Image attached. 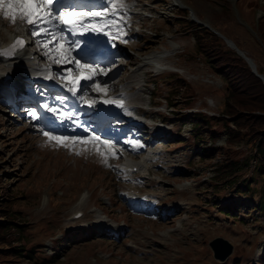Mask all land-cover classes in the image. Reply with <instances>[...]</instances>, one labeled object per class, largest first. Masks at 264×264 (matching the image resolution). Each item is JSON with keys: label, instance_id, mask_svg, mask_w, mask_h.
I'll list each match as a JSON object with an SVG mask.
<instances>
[{"label": "rangeland", "instance_id": "1", "mask_svg": "<svg viewBox=\"0 0 264 264\" xmlns=\"http://www.w3.org/2000/svg\"><path fill=\"white\" fill-rule=\"evenodd\" d=\"M180 1L203 22L221 29L211 19L212 14L219 12L215 0ZM226 1L235 22L254 37L240 20L234 0ZM257 1L261 4L253 11V17L264 13V0ZM119 4L125 8L136 5L138 12L146 11L143 15L150 13L152 18H135L143 26L141 32L124 33L129 37L130 47L126 57L82 63L103 70L94 72V83L108 91L101 96L88 88L86 93L81 91L80 97L86 104L95 101L93 105L103 98L116 97L113 99L125 102L129 110L156 122L161 135L153 140L147 130H117L114 125L97 133L85 130L79 135H67L35 123L28 115L11 114L4 101L0 102V183L3 188L14 189L20 199L24 196L27 207L19 206L17 210L29 223L27 234L35 240L34 244L40 243L34 259L22 260V264L50 263L48 259L54 257V239L63 241L75 233L85 239L64 241L61 254L50 264H258L259 256L264 255V210L255 208L254 203L264 196V178L254 181L250 192L239 193L236 187L251 176L253 167H250L231 188L217 191L211 165L220 163L222 158L216 156L210 164L199 150L210 147L212 138L202 139L199 144L203 146L198 145L197 151L191 147L196 137L189 115L199 110L213 115V109L222 102L223 96L218 92L224 90V84L206 71L201 61L189 60L193 39L183 35L174 24L177 12H185L190 20L188 11L174 7L173 0H119ZM117 16L119 22L127 21L125 15ZM18 25L26 30L20 22L13 26L0 19V39L4 40L8 31ZM54 30L60 34L59 25ZM42 38L33 39L36 42ZM240 41L246 52L259 60L256 46L249 47L245 35L240 36ZM176 50L179 53L175 54ZM156 52L171 55L164 64L176 67L180 73L167 71L155 75L154 71L146 73L149 69L144 66L130 75L131 70L126 66L135 64V58ZM39 53L48 58L52 55L51 51L48 55L41 50ZM77 68L73 61L59 64L55 71L77 72ZM177 77L192 88L190 101L195 100L186 104L177 97L175 107H169L165 98ZM199 95L203 98L196 99ZM115 120L120 122L119 117ZM92 121L88 123L94 127ZM42 128L54 135L85 139L88 143L58 145L42 135ZM108 130L118 138L109 136ZM91 135L100 136L111 147L93 142L89 139ZM127 138L134 139L131 146L127 145L132 143ZM225 138L221 135L214 146L223 145ZM246 147L238 146L240 158L250 153ZM131 156L142 160L143 166L136 172L124 166ZM146 168L149 175L142 174ZM137 193L143 196V205L134 204ZM76 211H81L83 218L73 221L71 216ZM101 213L108 218L103 226L99 224L105 220L99 216ZM104 228L107 235L99 233ZM215 238H223L233 247L223 263L214 260L208 247Z\"/></svg>", "mask_w": 264, "mask_h": 264}, {"label": "trees", "instance_id": "2", "mask_svg": "<svg viewBox=\"0 0 264 264\" xmlns=\"http://www.w3.org/2000/svg\"><path fill=\"white\" fill-rule=\"evenodd\" d=\"M215 2L219 12L212 14L211 19L221 29L214 28L212 24L211 26L227 39L232 40L239 50L245 51L255 63L257 73L264 75V16L257 25L253 19V11L259 7L258 1L237 0L236 6L240 15L242 13V17L254 28L258 40L235 22L228 1L215 0ZM175 17L174 24L178 30L193 39L194 48L190 54V62L201 61L205 70L224 84V90L218 92L223 96L222 102L214 109L213 115L210 116L203 111L189 115L193 120L194 137H196V142L191 147L197 151L198 145L203 146L199 144L202 139L212 138L210 147L204 145L205 147L199 150L203 157L209 159L210 164L216 156L222 158L220 163L211 165L215 170L213 180L217 191L224 187L231 188L234 182L242 178L246 169L253 167L251 176L240 181L236 187L239 193L250 192L254 181L264 178V84L252 72L247 62L236 51L229 48L223 39L191 22L185 12H177ZM242 35L249 40L251 44L249 47L256 46L255 51L259 60L254 54L246 52V48L240 41ZM187 93H190V96ZM192 94V88L177 77L165 101L169 107H175L177 101L174 100L178 97L182 103L189 104L195 100L190 101ZM202 98L203 95H199L196 99ZM175 113L177 114L176 111ZM221 135L226 137L224 144L214 146ZM241 144H245L250 152L243 158H240L238 148ZM21 198L23 199H20L14 189L3 188L0 183V264H22V260L31 262L34 259L36 247L40 246L38 242L34 244L35 240L27 234L29 223L21 216L20 210H17L19 206L27 207L24 196ZM254 207L264 210V196L254 203ZM82 239L85 237L79 233L70 234L63 241L54 239V257L48 259L51 260L50 263H53V260L61 254L64 241L81 242ZM258 264H264V255L259 256Z\"/></svg>", "mask_w": 264, "mask_h": 264}, {"label": "snow or ice", "instance_id": "3", "mask_svg": "<svg viewBox=\"0 0 264 264\" xmlns=\"http://www.w3.org/2000/svg\"><path fill=\"white\" fill-rule=\"evenodd\" d=\"M118 5L116 3L112 4L113 14ZM119 7H123V4H120ZM97 18L104 19V23H100ZM0 19L7 21L8 24L16 26L18 22L26 26V30L33 38L43 37L42 39H36V43L42 46L45 49V55H48L49 51L52 52V55L49 57L53 63L63 64L68 63L74 58L70 57V52L74 49L64 48L63 45L59 44V41H64L67 43V38L58 34L54 29L57 25L65 26L69 31L75 35L77 32L84 34L85 32L99 33L103 31L105 27L108 26V22L105 17L104 12H76V11H60L59 10V0H0ZM56 22V23H54ZM116 21H111V25H115ZM8 26L7 24L5 25ZM105 35L108 33L105 32ZM78 47V42H73ZM26 46L25 40L21 37H17L10 47L6 49H0V56H12L17 51L24 49ZM51 46V48H50ZM75 63L78 65L77 68V78L68 81L66 76H62L61 79L65 80L64 87L67 88L74 96L77 91L80 89V80L92 81L93 76L91 73L103 71L102 69L93 68L89 64H80L78 60H75ZM87 71L88 75H84V72ZM48 79L52 78L50 74ZM91 88L93 91L98 93H107L108 89L101 87L99 84H88L84 87L83 91L86 93L87 89ZM95 101L92 104H89V107H92ZM105 103H116L117 106L123 107L119 101L109 100ZM47 107V105H45ZM49 111H55L53 108H48ZM29 114L34 120L40 119L37 112L30 110ZM42 135L47 137L49 142L54 141L58 145H68L76 143L87 144L88 141L85 139H76L75 137L69 138L63 135H54L49 130L41 129ZM92 141L103 145L105 148L111 147V145L105 141L101 140L100 136L93 135L91 137ZM99 153V148L96 149ZM115 158V154H112Z\"/></svg>", "mask_w": 264, "mask_h": 264}, {"label": "bare ground", "instance_id": "4", "mask_svg": "<svg viewBox=\"0 0 264 264\" xmlns=\"http://www.w3.org/2000/svg\"><path fill=\"white\" fill-rule=\"evenodd\" d=\"M184 5V3H182L180 0H173V5ZM183 7H185V5L183 6ZM235 8V7H234ZM64 11V10H63ZM194 20H198V18L194 15ZM199 21V20H198ZM60 31H61V29H60ZM66 32L67 33H69L70 35L72 34V32L71 31H69L67 28H66ZM101 34H102V31L101 32H99V33H93V32H85L84 34H82V35H86L89 39H91V40H93L95 43H99V40H98V38L101 36ZM8 37H9V42H12V40L14 39V37H15V35H14V33H7V36H6V38L4 39V40H1L0 39V42H5L7 39H8ZM61 43H62V41H61ZM79 44V46L77 47L76 46V44H74L73 45V49H74V57L75 58H77L78 59V56L80 55V53L82 52V50L84 49V47H85V45L83 44V43H81V42H79L78 43ZM41 51L42 52H45V49H41ZM159 52H156V53H154V54H152L151 56L150 55H148L147 56V58H146V61H156V60H158V59H160L161 57H165V56H168V54H161V55H159L158 54ZM245 53V52H244ZM29 54H31L30 52H28V53H24L23 54V56H25V55H29ZM245 55L247 56V54L245 53ZM23 56H20L19 57V59H17V60H15V61H13L12 63H19V64H22L23 62H25V61H27L26 59L24 60V58H23ZM42 56V55H41ZM150 56V57H149ZM43 57V56H42ZM248 57V56H247ZM43 58H48V57H43ZM85 59H91V56L89 55V56H87V57H83V59H81V62H80V64H82V63H89V62H94V63H96V62H101V60H85ZM109 59V58H108ZM64 66V65H63ZM4 67H5V69H7V67H6V64H4ZM46 66H45V64H44V62H42L41 61V63L40 64H37V65H35V66H33L32 68H29V73L30 74H36V73H40V72H44V71H46ZM66 69V68H65ZM58 72H59V70H58ZM70 72H73V71H70ZM65 73V72H64ZM64 73H60V74H58V73H56V71H53V74L54 75H56V76H58V77H62V76H65V74ZM73 73H75V74H77V72H73ZM85 75V74H84ZM131 75V74H130ZM73 76V75H72ZM76 78H77V76H76ZM75 78V79H76ZM100 79H103V78H100ZM109 79V78H108ZM15 80H17V79H15ZM96 80V77L94 76L93 77V81H92V83L94 82ZM14 85V80H12V81H9V82H6L5 83V86L6 87H8V88H10V87H12ZM5 88V87H4ZM79 91H81V88H80V90ZM4 93H5V91H4ZM53 100V97H48L47 98V101H52ZM105 103V100H103L100 104L101 105H103ZM97 107V106H96ZM95 107V108H96ZM69 108V105L66 107V109H68ZM64 110L63 112L64 113H67V112H69V111H67V110ZM67 118V117H66ZM55 128H58L59 127V125H56V126H54ZM75 128L76 129H74V127H69V128H67V129H65V131H67L69 134H72L75 130H77L78 129V127L77 126H75ZM141 162H137V163H134V165L136 166H139V164H140ZM133 163H131V162H129L128 163V165H132ZM140 169V168H139ZM146 170V169H145ZM145 170H143L142 171V174H144L143 172L145 171ZM142 197H137L136 199H138V200H140ZM100 217H101V215H99ZM104 223H105V220L104 221H102V224L101 223H99L100 225H104Z\"/></svg>", "mask_w": 264, "mask_h": 264}, {"label": "water", "instance_id": "5", "mask_svg": "<svg viewBox=\"0 0 264 264\" xmlns=\"http://www.w3.org/2000/svg\"><path fill=\"white\" fill-rule=\"evenodd\" d=\"M199 24L203 25L201 23H199ZM203 26L206 27L207 29H209L210 31H212L213 33H215L220 38H222L225 41V43H226V45L228 47H230L231 49L236 51V53L238 55H240L247 62V64L251 68L252 72L259 79H261L263 84H264V75H261V74L257 73L256 66H255L254 62L252 61V59L247 57L243 51L239 50L231 40L225 38L223 35H221L217 31L213 30L212 28H210L208 26H205V25H203ZM208 247L210 248V250L213 253L214 260L219 262V263L225 262L227 260V258L231 255L232 251H233L232 245L227 240H225L223 238H215V239L211 240L208 243Z\"/></svg>", "mask_w": 264, "mask_h": 264}]
</instances>
